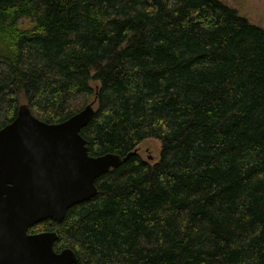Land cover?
Segmentation results:
<instances>
[{
  "label": "trees",
  "instance_id": "obj_1",
  "mask_svg": "<svg viewBox=\"0 0 264 264\" xmlns=\"http://www.w3.org/2000/svg\"><path fill=\"white\" fill-rule=\"evenodd\" d=\"M89 97L88 156L154 138L158 160L130 154L27 233L74 264H264L263 28L222 0H0V128Z\"/></svg>",
  "mask_w": 264,
  "mask_h": 264
},
{
  "label": "water",
  "instance_id": "obj_2",
  "mask_svg": "<svg viewBox=\"0 0 264 264\" xmlns=\"http://www.w3.org/2000/svg\"><path fill=\"white\" fill-rule=\"evenodd\" d=\"M93 104L94 99L67 119L47 124L20 103L0 128V264L75 263L71 250H52L54 232L27 229L46 219L60 222L68 208L95 196L98 177L136 153L87 155L78 132Z\"/></svg>",
  "mask_w": 264,
  "mask_h": 264
},
{
  "label": "rangeland",
  "instance_id": "obj_3",
  "mask_svg": "<svg viewBox=\"0 0 264 264\" xmlns=\"http://www.w3.org/2000/svg\"><path fill=\"white\" fill-rule=\"evenodd\" d=\"M225 4L236 9L241 15L246 16L252 24L264 29V0H222ZM27 21H21L25 26ZM92 100L91 97L85 99V105ZM82 103L81 98L74 97L67 105L69 111H73ZM94 107V105H93ZM160 142L154 138H146L136 146V153L147 163L158 160Z\"/></svg>",
  "mask_w": 264,
  "mask_h": 264
}]
</instances>
